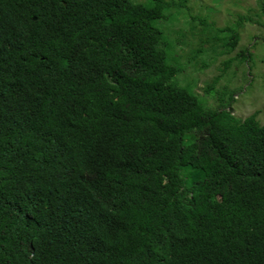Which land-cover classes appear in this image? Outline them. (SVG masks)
<instances>
[{
    "label": "trees",
    "instance_id": "trees-1",
    "mask_svg": "<svg viewBox=\"0 0 264 264\" xmlns=\"http://www.w3.org/2000/svg\"><path fill=\"white\" fill-rule=\"evenodd\" d=\"M186 1L0 0V264H264V124L180 82Z\"/></svg>",
    "mask_w": 264,
    "mask_h": 264
},
{
    "label": "rangeland",
    "instance_id": "rangeland-1",
    "mask_svg": "<svg viewBox=\"0 0 264 264\" xmlns=\"http://www.w3.org/2000/svg\"><path fill=\"white\" fill-rule=\"evenodd\" d=\"M262 0H187L182 11L177 15L169 31L177 37L175 50L182 55L199 44L206 49L200 56L206 62L203 65L198 59L192 60L186 65L183 72L179 75L182 84L195 80V90L202 93L205 84L212 83L217 90H222L226 85L229 90H234V98L230 102L235 115L245 117L255 113L260 123L264 124V26L255 22L259 19L264 22V15L256 16L259 12ZM168 12H174L170 9ZM176 13V11H175ZM239 16H250L251 20H244L238 25V39L233 49L226 51L225 47L212 50L206 40V33L202 32L203 22L207 31L213 37L218 35L216 27L225 28L220 33L218 39L226 37L235 26ZM195 17L196 20H192ZM202 20H198V18ZM214 22V25L211 24ZM182 31V32H181ZM181 33V36L178 35ZM206 40V41H205ZM243 47H248L249 59L243 63L235 62L234 57ZM233 58V70L224 69L228 59ZM198 64V65H197ZM207 102L214 106L217 104V93L214 96L207 95ZM219 102L228 101L226 97L218 98Z\"/></svg>",
    "mask_w": 264,
    "mask_h": 264
}]
</instances>
